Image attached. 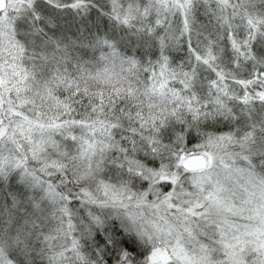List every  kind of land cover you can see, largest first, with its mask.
Wrapping results in <instances>:
<instances>
[{
    "label": "snow or ice",
    "instance_id": "6c2138e0",
    "mask_svg": "<svg viewBox=\"0 0 264 264\" xmlns=\"http://www.w3.org/2000/svg\"><path fill=\"white\" fill-rule=\"evenodd\" d=\"M0 264H264V0H0Z\"/></svg>",
    "mask_w": 264,
    "mask_h": 264
}]
</instances>
